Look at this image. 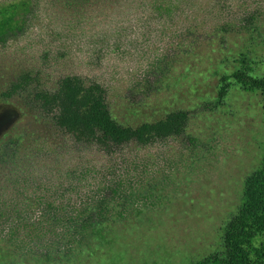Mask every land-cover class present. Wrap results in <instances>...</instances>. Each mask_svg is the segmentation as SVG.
<instances>
[{"label":"rangeland","instance_id":"1","mask_svg":"<svg viewBox=\"0 0 264 264\" xmlns=\"http://www.w3.org/2000/svg\"><path fill=\"white\" fill-rule=\"evenodd\" d=\"M264 76V0H0V264H195L264 159V97L220 77ZM97 81L137 127L185 110L181 136L112 155L76 142L21 96ZM7 135V136H6ZM255 246L264 248V234Z\"/></svg>","mask_w":264,"mask_h":264},{"label":"trees","instance_id":"2","mask_svg":"<svg viewBox=\"0 0 264 264\" xmlns=\"http://www.w3.org/2000/svg\"><path fill=\"white\" fill-rule=\"evenodd\" d=\"M240 69L220 77L217 98L224 100L232 79L245 91H258L264 97V76L252 74L248 57L240 58ZM33 79L23 75L2 97L6 100L21 96L25 104L48 119L76 142L99 145L108 155L136 143L147 146L172 136H181L188 125L189 113L173 111L164 120L145 122L137 127L123 125L114 117L107 89L97 81L86 82L79 75L63 77L54 90H31ZM7 136V135H6ZM5 139H0L3 146ZM264 234V159L260 167L247 177L242 204L225 226V250L216 252L195 264H264V248L255 246Z\"/></svg>","mask_w":264,"mask_h":264}]
</instances>
